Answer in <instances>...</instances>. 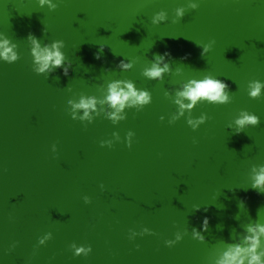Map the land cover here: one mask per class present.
<instances>
[{"label":"water","instance_id":"water-1","mask_svg":"<svg viewBox=\"0 0 264 264\" xmlns=\"http://www.w3.org/2000/svg\"><path fill=\"white\" fill-rule=\"evenodd\" d=\"M185 4L62 0L49 11L36 0H0V33L20 55L15 64L0 63V264H213L224 248L219 242H233L232 230L240 233L257 218L264 194L250 185L264 166V98L250 100L247 84L264 81V3L203 0L171 23ZM161 10L169 21L153 25L152 15ZM29 35L42 45L64 41L66 76L62 68L47 79L32 72ZM210 41L212 50L204 54L197 43ZM156 53H168L172 67L162 84L141 75ZM124 57L134 62L130 71L118 68ZM204 71L228 85L232 103L199 105L193 117L203 112L209 120L196 132L183 119L169 126L175 107L165 90ZM110 79L148 89L151 105L130 111L117 127L103 117L87 127L71 120L67 100L81 92L102 98ZM241 110L260 123L235 133L227 125ZM128 131L135 133L131 149L123 143ZM113 132L121 143L101 148ZM143 227L155 235L128 240L130 229ZM193 228L204 243L191 238ZM177 231L184 239L165 247ZM46 232L53 239L36 248ZM72 243L91 245L93 252L74 258Z\"/></svg>","mask_w":264,"mask_h":264},{"label":"clouds","instance_id":"clouds-1","mask_svg":"<svg viewBox=\"0 0 264 264\" xmlns=\"http://www.w3.org/2000/svg\"><path fill=\"white\" fill-rule=\"evenodd\" d=\"M62 0H36L37 6L40 8H48L49 11H55ZM203 0H186L184 7L176 8L171 23L176 24L182 20L189 11H197ZM264 3V0H260ZM169 21V14L167 11L161 10L154 13L151 17L153 25L160 26ZM31 42L30 56L32 72L37 76H48L57 69H63L66 76L68 74L65 63L67 57L63 49L65 43L63 40H53L50 44L42 45L40 40L33 35L27 37ZM215 41H210L207 44H198L203 48V53L211 52ZM153 45H151L152 47ZM104 47V46H103ZM103 47L100 45V50L96 54V59L100 58L103 52ZM16 46L11 41L0 33V63L15 64L20 55L15 51ZM163 55L156 53L150 62V66L145 68L141 75L145 80L154 81L162 84L166 75L172 73V67L166 62ZM125 58V57H124ZM127 62L122 60L118 68L121 71H130L135 65L134 62L125 58ZM198 78H189L185 83L175 88L174 91L169 92L165 90V97H171V104L175 107V111L167 117V124L169 126L175 125L178 121L183 119L193 132L205 125L209 116L207 113H201L197 117H193L192 113L199 105L206 104L211 106H225L232 103V94L228 90V85L211 72L204 71ZM59 79V77H57ZM105 87L102 98L95 95L78 94L76 99L69 98L67 100V114L73 121L79 122L81 125L87 127L94 124V122L103 117L109 121L113 127H117L124 122L130 111L141 112L153 101L151 91L146 88L137 87L136 83L131 79H110ZM72 91L71 88L68 89ZM247 96L250 100H257L264 98V81L250 80L247 84ZM161 123L165 121V116L160 117ZM260 123V118L255 113H250L247 110H241L235 120L227 125V128L233 129L235 126V133L243 132L247 127H256ZM135 133L128 131L123 143L125 147L131 149L134 142ZM196 141L194 140L193 143ZM121 143V137L118 132H113L111 138L103 139L99 142L101 148L111 150L116 144ZM57 151L56 147H52V152ZM250 187L258 193L264 194V166L256 172ZM101 190L104 186L100 185ZM85 205H90L92 200L87 195L82 197ZM243 208L241 202L238 205ZM194 210H199V206H195ZM264 208L257 210V218L242 227V232L236 233L235 229L230 233L231 243L220 241L224 248L219 257L213 264H264V222H261V213ZM236 220H239V213H237ZM207 218L203 221V231L208 230ZM155 233L147 227L141 228L140 231L130 229L128 233V240L134 242L138 237L154 236ZM184 234L177 231L174 234V239L165 240V247L173 248L176 244L184 239ZM191 238L199 243H204L205 238L196 228L192 229ZM53 239L51 232H46L37 238L36 248L44 247L49 241ZM16 244H12L10 250H14ZM74 258L88 257L93 248L91 245H77L72 243L69 245ZM136 250H139V245H136Z\"/></svg>","mask_w":264,"mask_h":264}]
</instances>
